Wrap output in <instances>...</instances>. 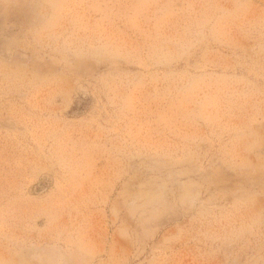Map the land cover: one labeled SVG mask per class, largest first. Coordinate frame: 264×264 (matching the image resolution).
I'll use <instances>...</instances> for the list:
<instances>
[{"label":"rangeland","instance_id":"rangeland-1","mask_svg":"<svg viewBox=\"0 0 264 264\" xmlns=\"http://www.w3.org/2000/svg\"><path fill=\"white\" fill-rule=\"evenodd\" d=\"M0 264H264V0H0Z\"/></svg>","mask_w":264,"mask_h":264}]
</instances>
